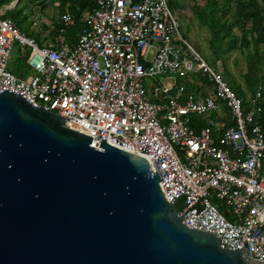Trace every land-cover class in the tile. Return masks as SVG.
<instances>
[{
  "label": "built area",
  "instance_id": "2783aa9c",
  "mask_svg": "<svg viewBox=\"0 0 264 264\" xmlns=\"http://www.w3.org/2000/svg\"><path fill=\"white\" fill-rule=\"evenodd\" d=\"M94 3L80 16L77 41L58 48L40 46L1 15L0 90L63 117L90 145L104 139L127 153L150 145L147 157L181 222L264 261V82L244 109L217 63L181 38L168 0ZM58 23L62 32L75 20L65 10ZM15 44L30 71L24 79L7 69ZM223 110L226 126L212 115ZM192 117L202 118L199 129Z\"/></svg>",
  "mask_w": 264,
  "mask_h": 264
},
{
  "label": "water",
  "instance_id": "95a60500",
  "mask_svg": "<svg viewBox=\"0 0 264 264\" xmlns=\"http://www.w3.org/2000/svg\"><path fill=\"white\" fill-rule=\"evenodd\" d=\"M0 90V264H264L187 228L149 160Z\"/></svg>",
  "mask_w": 264,
  "mask_h": 264
},
{
  "label": "trees",
  "instance_id": "16d2710c",
  "mask_svg": "<svg viewBox=\"0 0 264 264\" xmlns=\"http://www.w3.org/2000/svg\"><path fill=\"white\" fill-rule=\"evenodd\" d=\"M67 4L71 14L74 16L75 24L65 30L63 34L68 43H75L84 28V23L80 22V16L85 11H92L95 8L94 0H61ZM15 14V15H14ZM14 14L6 13L4 17L12 19ZM193 14L200 24L210 32L209 46L213 51L212 63L219 60V52H229L240 50L246 52L248 61L246 84L247 89L243 90L240 83H237L229 71L224 68L223 75L229 87L244 101L246 105V92L254 95L257 84L264 82V0H205L202 7L193 6ZM17 27L22 30V26L17 23ZM235 31L237 34H233ZM223 48V50H222ZM8 69V66H7ZM19 79L27 77L26 69H8ZM199 81L207 83L206 78L199 76ZM260 81V82H259ZM259 82V83H258ZM208 84V83H207ZM264 119V99L259 103ZM203 121L196 117L191 118V127L199 129Z\"/></svg>",
  "mask_w": 264,
  "mask_h": 264
},
{
  "label": "rangeland",
  "instance_id": "374dc122",
  "mask_svg": "<svg viewBox=\"0 0 264 264\" xmlns=\"http://www.w3.org/2000/svg\"><path fill=\"white\" fill-rule=\"evenodd\" d=\"M38 1L42 3L44 0ZM57 1L58 0H46V7L42 11L35 6V0H20L17 3V9H11V0H1L0 9L4 8L6 12L10 13V15H13L14 10H16V21L14 20V22L16 24L18 22L23 25L24 29L27 31V35L33 36L38 41L39 45L43 46L49 44L48 39H50V37L48 34L54 30V27L51 29L52 23L62 11V7L55 5ZM204 4L205 0H168V7L175 15L178 22V30L181 38L191 45L204 60L208 63H212L213 51L209 46L210 32L207 28L200 24L198 19L193 14L194 5L202 7ZM29 22H31V26H28ZM45 24L51 26L47 28L45 27ZM33 27H36V29ZM233 34L235 35L237 33L233 31ZM50 45L52 44L50 43ZM18 48L17 44H15V47L9 56L8 69H20L23 71L26 69V72L29 75L30 71L26 67L25 56L19 54ZM219 56L220 58L216 62L217 65L222 70L226 68L233 76L234 80L241 84L243 90H246L247 84L245 78L248 67L246 52H241L238 49L231 50L226 53L224 51H220ZM157 78L160 80L164 79L163 76H158ZM259 84H257V86ZM144 85L146 90L151 91L153 84L150 79L145 80ZM246 93L247 95L245 101L247 102L251 93L249 91ZM212 115L216 120H218V113H214ZM200 120H202V118Z\"/></svg>",
  "mask_w": 264,
  "mask_h": 264
},
{
  "label": "crops",
  "instance_id": "0c3cea01",
  "mask_svg": "<svg viewBox=\"0 0 264 264\" xmlns=\"http://www.w3.org/2000/svg\"><path fill=\"white\" fill-rule=\"evenodd\" d=\"M1 1V0H0ZM20 1V0H19ZM45 2H46V0H44L42 3H40V1H38V0H35V6L37 7V8H39L40 10H44V8L46 7V5H45ZM18 3V2H17ZM55 5H57V6H59V7H62V11H61V13H59V15H58V17L54 20V22L52 23V26L51 25H46L45 24V27H47V28H49L50 26H51V29H53L52 27H54V30L51 32V33H49L48 35H49V37H50V39H48V42H49V44H46V45H43V46H46V47H53V48H58V47H60L61 45H63V44H67V45H70L71 43H68V41L65 39V37H64V33H65V30L67 29H64V31H62V32H60V30H59V19H60V16L64 13V11L65 10H69V8H68V6H67V4L66 5H64L63 4V2L61 1V0H58L57 1V3H55ZM14 9H17V4L15 5V7H14ZM70 11V10H69ZM85 12H87V11H85ZM6 10L3 8V9H0V17H1V15H3V16H5L6 15ZM84 13V12H83ZM73 16V15H72ZM74 17V16H73ZM6 18V17H5ZM9 19V18H8ZM42 19V18H41ZM11 20V19H10ZM75 20V19H74ZM12 21V20H11ZM14 22V21H13ZM18 23V22H17ZM14 24L16 25V27H17V24L14 22ZM75 24V23H74ZM21 25V24H20ZM22 27V30H20L18 27V29L20 30V31H22L24 34H26V36H28L29 38H32V39H34L37 43H38V41L33 37V36H29V35H27V31L24 29V27H23V25H21ZM28 26H31V22H29V24H28ZM33 26V25H32ZM73 26V25H72ZM71 27V26H70ZM34 28V27H33ZM69 28V27H68ZM34 29H36V27L34 28ZM50 43L52 44V45H50ZM39 44V43H38ZM41 46V45H40ZM151 100H153L152 98H151ZM217 118H218V120H219V122L222 124V125H224V126H226L227 125V113H226V110H223L220 114H218L217 115Z\"/></svg>",
  "mask_w": 264,
  "mask_h": 264
}]
</instances>
